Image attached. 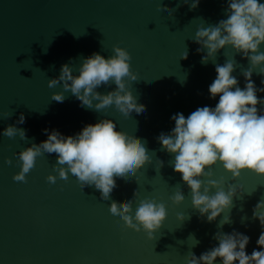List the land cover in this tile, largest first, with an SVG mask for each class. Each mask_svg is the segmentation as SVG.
Listing matches in <instances>:
<instances>
[{"label":"water","instance_id":"1","mask_svg":"<svg viewBox=\"0 0 264 264\" xmlns=\"http://www.w3.org/2000/svg\"><path fill=\"white\" fill-rule=\"evenodd\" d=\"M160 2L174 11L158 10ZM191 2L0 0V264H187L190 252L199 257L218 246L214 239L217 232L230 234L233 230L250 237L245 249L248 255L253 249L264 250L256 243L264 229L258 219H253L255 205L264 199V176L242 171L233 180L221 163L212 166L211 178L222 180L225 191L234 185L238 194H244L242 199L233 198L229 212L208 222L206 215L201 217L192 207L191 190L170 163L174 154L162 150L157 140L161 133L170 134L175 127L173 115L183 113L187 117L199 107L216 106L219 95L212 99L208 91L217 75L216 64L234 59L237 67L232 75L241 89L246 84L242 72L250 62L242 53L226 46L216 54L215 63L210 59L202 64L207 50L198 53L200 45L194 41L198 28L227 19L228 0H200L190 10ZM114 45L126 49L132 57L131 68L139 80L128 81V88L137 103L145 106L143 113L133 111L125 117L115 106L97 112L81 107L70 91H64L63 82L48 87V80L59 77L62 65L69 64L73 75H79L83 59L93 53L107 59L114 55ZM186 51L187 59H182ZM260 51L264 52V44ZM258 71L254 69L252 74L257 89L264 87V76ZM115 87L101 86L96 91L107 94ZM53 92H63L65 100L52 101ZM257 96L264 99V92L258 91ZM10 112V118H6ZM21 113L25 123L16 124ZM102 119H111L117 131L140 138L152 159L135 175L116 177L117 187L109 200L101 199L94 186L82 191L70 172L67 181L59 179L53 170L55 153L37 157L27 183L13 180L20 171L17 154L32 143L45 141V129L75 136L86 125ZM8 125L25 129L27 140L19 135L11 139L4 136ZM6 159L12 164L5 163ZM158 160L163 161L161 168ZM49 174L57 176L55 184L47 182ZM203 179L206 183L208 177ZM178 189L185 196L179 205L170 199ZM143 199L166 206L167 217L153 239L143 230L127 228L109 211L112 201L131 200L134 216ZM180 214L190 219L181 223ZM224 216L231 222L221 227ZM214 264H222L221 259Z\"/></svg>","mask_w":264,"mask_h":264},{"label":"clouds","instance_id":"2","mask_svg":"<svg viewBox=\"0 0 264 264\" xmlns=\"http://www.w3.org/2000/svg\"><path fill=\"white\" fill-rule=\"evenodd\" d=\"M183 2L187 4L189 0ZM199 2L192 0L190 10L196 8ZM158 10L174 11L162 6L161 2ZM226 15L227 19L220 20L215 26L198 28L194 41L200 45L198 53L207 50L201 58L202 64H207L210 59L215 63L216 54L226 46L242 53L250 62L249 68L242 72L245 87L241 89L239 81L232 75L237 67L234 59H227L223 65L216 64L217 75L208 88L212 99L219 95L216 106L199 107L187 117L183 113L173 115L171 119L175 127L171 133H161L157 137L162 150L174 154V161L170 163L191 190L192 207L201 217L206 215L208 222L215 221L225 211L229 212L233 207V198L242 199L244 194L243 191L238 194L234 185H229L225 191L222 180L211 178L212 166L221 163L233 180L238 179L242 171L264 176V108L257 107L264 105V99L257 96L258 91L264 92V87L257 89L252 80L254 69L259 68L257 74L264 76V67L261 66L264 65V52L260 51L264 44V3H259V0H228ZM113 53L107 59L99 53L83 59L76 76L69 64L62 65L59 77L48 80V87L55 88L63 82L64 91H70L81 102V107L97 112L115 106L125 117L133 111L143 113L145 106L137 103V98L128 88V81L139 80L138 74L131 68L132 57L126 49L116 45L113 46ZM187 56L186 51L181 58L187 59ZM111 84L116 87L107 94L96 91ZM261 84L264 85V80ZM51 100L62 103L64 93L53 92ZM93 101L98 102L94 104ZM11 114H5L6 118H10ZM25 120L21 113L16 124H23ZM116 128L113 120L102 119L86 125L75 136L65 137L56 130L49 132L45 129V141L32 143L17 154L20 171L13 176V180L27 183V174L36 166L37 157L55 153L57 161L53 170L58 173L59 179L67 181L70 172L77 178L82 191L86 186H94L100 191L101 199L109 200L117 187L116 177L126 179L130 173L135 175L143 166L152 163L145 142ZM2 134L10 139L19 135L21 140H27L26 130L15 125H8ZM158 162L161 168L163 161ZM5 163L11 165L12 160L6 159ZM204 177H208L206 183ZM46 180L55 184L57 176L49 174ZM212 189H215L214 193ZM170 199L179 205L185 196L178 189ZM109 211L113 216L120 217L127 228L136 232L143 230L149 239L154 238L153 234L167 217L165 204L154 199L140 200L134 216L131 200L123 203L112 201ZM178 219L183 223L190 217L180 214ZM253 219H258L264 229V199L255 205ZM230 222V217L224 216L220 226ZM214 239L218 241V246L199 257L190 252L187 264H214L217 258L222 264L237 261L238 264H264V250L253 249L251 255L246 253L250 242L247 235L233 230L230 234L217 232ZM256 243L264 249V231Z\"/></svg>","mask_w":264,"mask_h":264}]
</instances>
